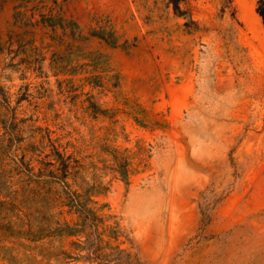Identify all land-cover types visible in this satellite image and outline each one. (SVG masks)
<instances>
[{"label":"rangeland","instance_id":"1","mask_svg":"<svg viewBox=\"0 0 264 264\" xmlns=\"http://www.w3.org/2000/svg\"><path fill=\"white\" fill-rule=\"evenodd\" d=\"M182 9L0 0V264H99L45 255L71 238L7 229L62 188L58 150L72 189L93 187L127 229L133 264H264L259 0Z\"/></svg>","mask_w":264,"mask_h":264},{"label":"trees","instance_id":"2","mask_svg":"<svg viewBox=\"0 0 264 264\" xmlns=\"http://www.w3.org/2000/svg\"><path fill=\"white\" fill-rule=\"evenodd\" d=\"M184 1L186 0H171L178 15L185 14L182 9ZM259 13L264 20V0H259ZM191 22L195 23L193 20ZM56 157L60 163L57 169L61 170V165L65 167L59 176L62 188L54 193L53 197L48 198L49 204L38 211L40 217L36 223H30L28 228H13L12 224L7 225L12 236L33 242L50 238V243L58 238H71L69 249L60 253L45 249L46 256H61L60 260L65 262L133 264L134 257L130 247H123L125 244L133 245V239L121 220L114 213L104 212L106 208L110 210L109 204L105 203L99 207L92 205L98 204L93 196L99 193L93 190V187L83 192L73 190L72 184L67 181L69 164L65 162L64 155L59 150ZM121 173L127 179V170H122ZM66 214L74 216V219L64 218Z\"/></svg>","mask_w":264,"mask_h":264}]
</instances>
